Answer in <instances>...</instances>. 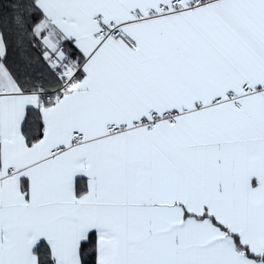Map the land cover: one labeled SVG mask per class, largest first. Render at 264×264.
<instances>
[{
    "label": "snow or ice",
    "instance_id": "6c2138e0",
    "mask_svg": "<svg viewBox=\"0 0 264 264\" xmlns=\"http://www.w3.org/2000/svg\"><path fill=\"white\" fill-rule=\"evenodd\" d=\"M0 264H264V0H0Z\"/></svg>",
    "mask_w": 264,
    "mask_h": 264
}]
</instances>
